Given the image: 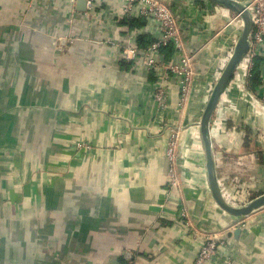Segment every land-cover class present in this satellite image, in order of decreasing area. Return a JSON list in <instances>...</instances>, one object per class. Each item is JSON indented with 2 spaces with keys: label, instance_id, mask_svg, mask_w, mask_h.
Returning <instances> with one entry per match:
<instances>
[{
  "label": "crops",
  "instance_id": "crops-1",
  "mask_svg": "<svg viewBox=\"0 0 264 264\" xmlns=\"http://www.w3.org/2000/svg\"><path fill=\"white\" fill-rule=\"evenodd\" d=\"M86 1L74 14L68 0H0V264H194L209 236L217 251L204 264H264V206L233 217L216 205L198 131L241 19L210 0H163L190 21L183 41L197 74L182 107L168 80L158 118L161 71L121 58L157 24H125L123 0H94L89 11ZM210 133L226 201L263 194L264 43L249 70L236 68Z\"/></svg>",
  "mask_w": 264,
  "mask_h": 264
},
{
  "label": "built area",
  "instance_id": "built-area-1",
  "mask_svg": "<svg viewBox=\"0 0 264 264\" xmlns=\"http://www.w3.org/2000/svg\"><path fill=\"white\" fill-rule=\"evenodd\" d=\"M124 6L122 10V19H135V20H152L157 24L158 35L152 38L149 45L145 48H139L136 46L126 48L121 58L124 60H132L135 65H142L146 72L158 73L156 78L158 83L154 84L152 91V103L155 110V116L160 117V113L163 112L170 103V96L168 90V80L173 78L179 86L180 101L179 106H184L187 102L195 76L196 70V55L197 53L189 52L185 48L183 41V34L187 27L190 25V21L182 18L180 15L175 14L172 8L168 6L163 0H123ZM243 4L250 14L252 20V31L249 36V47L247 53L243 57L240 65H243V69L249 70V66L253 59L258 55V50L261 44L264 43V0H238ZM78 0H68L72 13L78 14L75 11V7ZM88 11L91 9L94 0L86 1ZM86 15V13H84ZM239 18V16H237ZM240 20V18H239ZM241 21V20H240ZM242 23V22H241ZM70 44L76 40L72 37H64ZM172 46L173 59L168 61L164 59L162 48ZM173 60H176L175 62ZM219 74H217L218 78ZM217 80V79H216ZM213 85L209 88L206 100L212 90ZM171 142L169 144V153L173 158V152L175 149L178 131L172 129ZM179 130V129H177ZM76 149H82L83 147L89 149L84 142H77L74 144ZM179 184L178 175L175 172V168L171 165L169 173V185L170 188H177ZM185 212L181 213V217H185ZM203 245L200 248L198 256L194 264H204L206 261L213 258L217 251L216 239L212 236L207 237Z\"/></svg>",
  "mask_w": 264,
  "mask_h": 264
},
{
  "label": "water",
  "instance_id": "water-1",
  "mask_svg": "<svg viewBox=\"0 0 264 264\" xmlns=\"http://www.w3.org/2000/svg\"><path fill=\"white\" fill-rule=\"evenodd\" d=\"M84 1L85 0H78L77 5H81L78 7V10H84ZM210 1L236 13L241 19L242 28L240 30L233 51L221 73L219 74L217 80L215 81L212 90L207 98L204 109L199 119L198 131L205 158L207 183L214 202L226 214L233 217H243L264 206V193L260 194L259 196L253 198L252 200L241 206H234L226 201L220 191L218 180L216 177L214 152L210 133V123L220 96L225 91L226 87L233 77L236 68L247 53L249 47V36L251 34L253 25L249 12L238 0Z\"/></svg>",
  "mask_w": 264,
  "mask_h": 264
},
{
  "label": "trees",
  "instance_id": "trees-1",
  "mask_svg": "<svg viewBox=\"0 0 264 264\" xmlns=\"http://www.w3.org/2000/svg\"><path fill=\"white\" fill-rule=\"evenodd\" d=\"M125 24H130V26H135V25H138L140 22V20H135V19H125ZM127 22V23H126ZM142 40V41H141ZM140 41L143 42V39H141ZM149 42L147 43V41L143 42V45L144 46H141V48H145L149 45ZM173 52V49H172V46H168V47H165V48H162V53H167V54H171ZM251 81L252 83L255 85L256 83L259 82V70H258V61H256V64L255 66L252 68V71H251ZM123 260L121 259V262Z\"/></svg>",
  "mask_w": 264,
  "mask_h": 264
},
{
  "label": "bare ground",
  "instance_id": "bare-ground-1",
  "mask_svg": "<svg viewBox=\"0 0 264 264\" xmlns=\"http://www.w3.org/2000/svg\"><path fill=\"white\" fill-rule=\"evenodd\" d=\"M241 28H242V25H241Z\"/></svg>",
  "mask_w": 264,
  "mask_h": 264
}]
</instances>
